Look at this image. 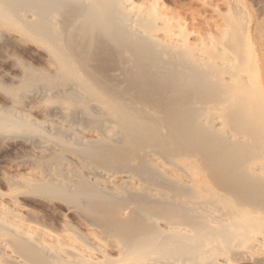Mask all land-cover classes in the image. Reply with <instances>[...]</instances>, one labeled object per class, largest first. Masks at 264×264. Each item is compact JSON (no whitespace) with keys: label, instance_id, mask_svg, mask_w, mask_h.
Listing matches in <instances>:
<instances>
[{"label":"bare ground","instance_id":"6f19581e","mask_svg":"<svg viewBox=\"0 0 264 264\" xmlns=\"http://www.w3.org/2000/svg\"><path fill=\"white\" fill-rule=\"evenodd\" d=\"M165 1L0 0V35L45 50L0 79V142L32 154L0 264H264L256 27L240 0Z\"/></svg>","mask_w":264,"mask_h":264},{"label":"rangeland","instance_id":"374dc122","mask_svg":"<svg viewBox=\"0 0 264 264\" xmlns=\"http://www.w3.org/2000/svg\"><path fill=\"white\" fill-rule=\"evenodd\" d=\"M207 1L219 5V0H193V2L200 3ZM243 5L246 17L252 19L256 27V34L253 39L255 44L261 51H264V0H240ZM165 3L170 9L182 10L186 7L182 0H166ZM196 8H199L196 6ZM257 36V37H256ZM256 38V40H255ZM31 53H45V50L36 42L32 40H9L0 35V79H6L12 74L16 67V62H24L26 64L39 66L42 61L37 59ZM5 101L4 95L0 92V106ZM31 151L23 144H1L0 142V202H5L11 191V186L6 183V179L14 176L12 163L16 160H21L31 157ZM29 169L21 168L19 172L25 173ZM41 202L33 198H26L25 204L28 208L33 210L41 209ZM255 254V256H258ZM232 264H257L253 259H233Z\"/></svg>","mask_w":264,"mask_h":264}]
</instances>
